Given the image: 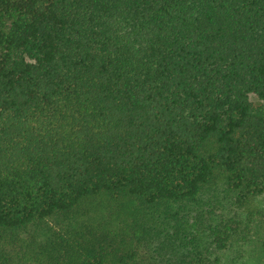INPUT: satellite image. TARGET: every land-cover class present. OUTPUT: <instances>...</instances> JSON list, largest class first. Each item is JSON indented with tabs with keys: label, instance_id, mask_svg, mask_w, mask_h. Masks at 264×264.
Listing matches in <instances>:
<instances>
[{
	"label": "trees",
	"instance_id": "trees-1",
	"mask_svg": "<svg viewBox=\"0 0 264 264\" xmlns=\"http://www.w3.org/2000/svg\"><path fill=\"white\" fill-rule=\"evenodd\" d=\"M251 95L264 0H0V264L241 263Z\"/></svg>",
	"mask_w": 264,
	"mask_h": 264
},
{
	"label": "rangeland",
	"instance_id": "rangeland-1",
	"mask_svg": "<svg viewBox=\"0 0 264 264\" xmlns=\"http://www.w3.org/2000/svg\"><path fill=\"white\" fill-rule=\"evenodd\" d=\"M250 99L255 107L264 109L263 101L259 100L254 95H251ZM261 203L264 206V196L261 198ZM263 237H264V229L260 228L254 237L255 240L249 246H246L245 257L244 259H242V262L238 264H261L262 249H261L260 241L263 239Z\"/></svg>",
	"mask_w": 264,
	"mask_h": 264
}]
</instances>
